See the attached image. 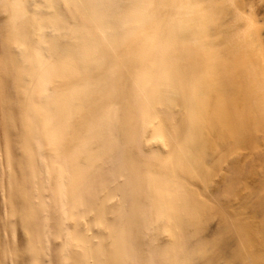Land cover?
I'll return each instance as SVG.
<instances>
[{"label":"bare ground","instance_id":"1","mask_svg":"<svg viewBox=\"0 0 264 264\" xmlns=\"http://www.w3.org/2000/svg\"><path fill=\"white\" fill-rule=\"evenodd\" d=\"M227 1L0 0L4 116L22 114L25 156L48 162L67 246L58 263L251 264L224 204L247 140L233 77L256 50L227 20L239 11ZM23 191L28 230L35 208Z\"/></svg>","mask_w":264,"mask_h":264},{"label":"rangeland","instance_id":"2","mask_svg":"<svg viewBox=\"0 0 264 264\" xmlns=\"http://www.w3.org/2000/svg\"><path fill=\"white\" fill-rule=\"evenodd\" d=\"M227 6L229 13L234 12L238 6L239 9H236L239 10L238 14H232L234 16L228 14L227 20L233 22L232 25L237 29L234 27L236 35L241 38L244 34L253 40L252 43L250 41V48L252 51L256 50L253 53H257V57L252 53L255 60L253 64L246 65L240 77H233L234 97L243 121H241L243 129H240L239 133L247 140H244L245 143L237 149L240 163L244 168H240L239 182L234 187L236 190L224 204V209L230 215L229 221L233 228L240 233V245L248 252L251 264H264V205L262 208L259 207L261 202L264 203V118L260 121L261 118H258L260 115H257H264V109L262 112L254 109V101L248 93L254 85L257 84L258 87L260 84L258 88L262 89L261 96L264 99V0H228ZM82 11L87 14V10ZM237 16L239 18L235 19ZM250 18L254 19L255 23ZM245 36L242 38L244 41ZM219 37L217 34V38ZM248 41L249 39H246V42ZM247 50L249 49L241 48L242 52ZM250 81L252 82L249 83ZM2 87L3 85H0V264H36L28 257L31 249L40 254L37 264H60L58 259L67 251V246L57 231L58 204L48 190L51 178L48 162L38 153L31 159L25 156V150L29 145L25 135L27 122L20 112L11 108L7 116L12 117L13 122L8 125L9 122L5 119L7 116H4V113H7L4 111V105L12 99L6 95L8 93L3 91ZM250 87L252 88L249 89ZM85 109L88 111L87 107ZM104 112L103 123L100 125L102 142L92 139V147L96 152H103L102 147L105 143L103 139L107 140L108 137L109 107H105ZM3 123L8 125L7 128ZM6 129L11 130L7 133ZM14 132L16 135L12 134ZM92 133L91 130V137ZM21 189L24 190V194L28 192L30 199L28 202L31 203L26 210L31 212L35 208L32 223L36 227L28 230L23 227L26 207L19 200ZM120 194L117 192V197ZM216 221L217 219L213 223ZM71 224L72 222H69V225Z\"/></svg>","mask_w":264,"mask_h":264}]
</instances>
